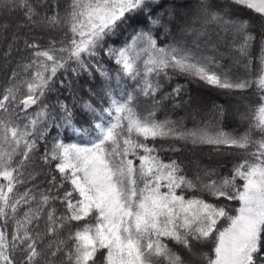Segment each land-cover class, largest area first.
Wrapping results in <instances>:
<instances>
[{
    "label": "snow or ice",
    "instance_id": "1",
    "mask_svg": "<svg viewBox=\"0 0 264 264\" xmlns=\"http://www.w3.org/2000/svg\"><path fill=\"white\" fill-rule=\"evenodd\" d=\"M165 3L0 0V13L21 16L10 35L0 24L4 57H19L0 89V264H264V0ZM52 32L60 38L41 43ZM213 34L228 40L230 65L201 51L197 41ZM81 73L103 78L99 107L60 99ZM174 75L251 90L248 129L158 119L162 102L181 96L180 84L164 91ZM139 97L150 107L137 111ZM158 139L240 150L238 162L222 177L204 168L189 178L182 163L161 159ZM61 230L64 239H45Z\"/></svg>",
    "mask_w": 264,
    "mask_h": 264
},
{
    "label": "trees",
    "instance_id": "2",
    "mask_svg": "<svg viewBox=\"0 0 264 264\" xmlns=\"http://www.w3.org/2000/svg\"><path fill=\"white\" fill-rule=\"evenodd\" d=\"M161 2L164 3V0H161ZM216 2L223 4L224 0H216ZM169 3H171V0H169ZM169 3H165V7H168ZM176 3H195V0H176ZM161 11H163V9ZM182 11H188V9H182ZM238 14L243 19H251V15L248 14L247 10H239ZM20 22L21 16L18 13L7 15L0 13V24L7 23L10 26L8 31L9 35L11 34V31L16 28V25ZM130 32L131 30L129 29L128 32H126L124 36L121 37V39H126ZM41 35L44 36V39L43 41H41V43H46L50 36L55 37L57 39L60 38V33L58 32H52L49 34L42 33ZM205 39L207 38H202L201 41H197L201 51L205 55H214L217 57H222V59H220L219 61L222 64L230 65L232 63L231 57L229 55L232 49H230L229 42L227 39H220L215 34H213L210 37L211 43L207 45L204 42ZM185 41L189 43L190 46L194 48L196 47V44L192 43L193 36L191 33L185 36ZM6 46L7 45L4 42H0V89H2L6 85V82L8 81L12 71L16 66V61L19 59V57L15 54L12 58L6 59L3 55ZM105 66L109 69L115 70L114 64L111 61H107L106 58ZM61 78L63 79V77ZM68 79H74L73 92L70 93L63 88H60V99L65 100L66 103L71 104L73 102V95H75L81 103L85 101H90L96 104L97 107L100 106L98 102V96L102 91L103 78L100 77L98 73H95L93 76H89L87 73H81L79 76H74V74H72L68 76ZM127 83L128 85L131 84L130 81ZM177 84L183 86L181 96L177 97L175 101L164 100L162 102L163 106L157 111V118H169L173 121L179 120L183 123L186 129H193L200 126H208L210 129L219 128L225 132L234 135L243 134L249 127V120L247 118L242 120L236 117H231L227 111L228 103L232 101V99H236L237 97H239L245 101L247 99L248 109L249 107H258V105H256L257 97L252 94L251 90H249L243 95L239 93H227L224 90L209 86L195 79H190L184 75H174L172 80L169 83L165 84L164 91L171 92L172 88L175 87ZM121 86L122 85H117L115 82H113V88L117 92L120 91ZM89 89H91V91L96 93L97 95H91ZM128 90H131L130 87L128 88ZM199 90L204 92V94L208 97L205 101V107L201 108L203 110L202 113L198 112L197 109L193 108V94L195 91ZM159 96L160 93H157L158 98ZM55 97L56 93H51L49 95V99L53 103L55 102ZM148 107H150L148 101L143 97H139L137 103V111H143ZM218 107L224 110L223 116L217 115ZM247 108L244 107L241 109V111L247 112L248 115ZM29 111H31V109ZM192 112L194 113L192 114ZM77 116L83 119V114L79 111H77ZM55 134V129H53L50 135ZM156 145L158 148H162V151L159 153L161 159L164 160L166 163L172 159L177 160L178 163H182L185 173L189 178H192L199 169L204 168L215 169L221 177L228 175L233 165L238 162L240 152V150L222 149L221 152L218 153L213 149L212 146L209 145L193 146L190 143H185L183 141L176 142L160 139L156 141ZM173 146L179 148L180 150L178 152L171 151V147ZM201 152H207L209 156L202 157L198 155V153ZM203 198L212 203H225V201H223L222 199L216 200L213 197L207 196V194H204ZM228 203L236 204L237 202ZM59 207L61 206L58 205V208ZM83 223H85V221L73 222L72 227L75 228L76 226L82 225ZM66 235L67 233L64 230H61L58 235L54 234L53 236L45 237V239H54L58 241L60 239H64ZM169 246L173 247V250L177 251L178 254H181L182 256L184 255V251L180 248V246H174L172 242H169ZM195 250L211 254L210 244H199ZM194 264H200V262L194 261Z\"/></svg>",
    "mask_w": 264,
    "mask_h": 264
},
{
    "label": "rangeland",
    "instance_id": "3",
    "mask_svg": "<svg viewBox=\"0 0 264 264\" xmlns=\"http://www.w3.org/2000/svg\"><path fill=\"white\" fill-rule=\"evenodd\" d=\"M204 92L202 91H195L194 94H193V97H194V100H193V108L197 109L198 112H203V110L201 108L205 107V101L207 100V95H203ZM209 96V95H208ZM244 107H248V104H247V99L246 101L237 97L236 99H232V101H230L228 103V106H227V111H228V114L231 116V117H236L238 119H242L244 120L246 118V115H247V112H242L241 109L244 108ZM248 109V108H247ZM202 110V111H200ZM215 111V109H214ZM194 112H192L193 114ZM198 155L202 156V157H208L209 154L207 152H204V153H198ZM202 251H199L197 250V253H200Z\"/></svg>",
    "mask_w": 264,
    "mask_h": 264
}]
</instances>
